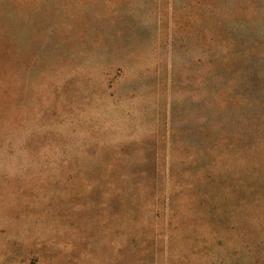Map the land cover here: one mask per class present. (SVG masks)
<instances>
[{
    "label": "rangeland",
    "instance_id": "rangeland-1",
    "mask_svg": "<svg viewBox=\"0 0 264 264\" xmlns=\"http://www.w3.org/2000/svg\"><path fill=\"white\" fill-rule=\"evenodd\" d=\"M0 264H264V0H0Z\"/></svg>",
    "mask_w": 264,
    "mask_h": 264
}]
</instances>
